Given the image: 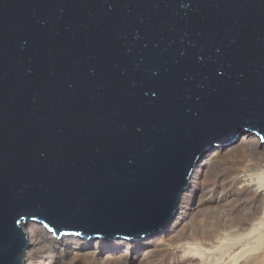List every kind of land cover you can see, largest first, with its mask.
Wrapping results in <instances>:
<instances>
[{"label":"water","instance_id":"1","mask_svg":"<svg viewBox=\"0 0 264 264\" xmlns=\"http://www.w3.org/2000/svg\"><path fill=\"white\" fill-rule=\"evenodd\" d=\"M243 129L264 140V0H0V264L28 222L164 231Z\"/></svg>","mask_w":264,"mask_h":264},{"label":"bare ground","instance_id":"2","mask_svg":"<svg viewBox=\"0 0 264 264\" xmlns=\"http://www.w3.org/2000/svg\"><path fill=\"white\" fill-rule=\"evenodd\" d=\"M257 136L249 129H243L234 142L213 145L202 154L193 168L188 187L181 195L179 209L164 231L138 241L87 240L73 235L55 238L52 233L37 223L28 222L24 227L28 238L24 264H40L35 261L34 256L37 255L42 243L48 244V248L54 251L51 254L59 257V260L49 259L42 264L60 263V258L65 257L80 263L85 261L96 264V262L99 263L98 257L101 254L106 259L105 261L100 260L103 261L100 262L101 264H127V258L134 252V246H144L143 256L149 252L150 247H153L152 244L159 241L165 242L168 237L171 239L168 245L195 237H200L210 247L216 241L221 244V256L226 260L224 264H264V142H260ZM213 164H218L217 173L222 172V175L211 180L214 186L209 189V194L205 195L204 190H200L199 182L203 175L205 176L209 170H212ZM216 190L220 196L216 194ZM198 193L201 198L203 196L200 199L202 205L208 202L209 206L211 202L216 205L215 208H211V211H214L210 212L213 216L210 218L209 215L207 229L204 228L201 231L197 230L195 224L191 228L185 226L186 221L194 218L195 215L199 216L198 213L202 212L198 210L200 204L194 202L199 201ZM199 245L200 247H195L197 246L195 244L190 246L192 247V249L189 248L192 252L191 256L189 254L188 258H185L186 261H182L181 264H201L205 261L203 259L209 254L205 253L208 248L200 243ZM171 248L163 245L161 250L167 254ZM195 254H199L200 259L195 257ZM52 255L51 258H53ZM121 258L126 260L121 262L119 261Z\"/></svg>","mask_w":264,"mask_h":264},{"label":"rangeland","instance_id":"3","mask_svg":"<svg viewBox=\"0 0 264 264\" xmlns=\"http://www.w3.org/2000/svg\"><path fill=\"white\" fill-rule=\"evenodd\" d=\"M254 133V132H253ZM256 133H254V135H255ZM256 136H257V134H256ZM258 137V136H257ZM259 138V137H258ZM237 139V138H236ZM235 140H233V142H234ZM263 142H264V140H263ZM232 143V142H231ZM229 144V143H228ZM216 164H213V166H212V170H209L208 171V173L204 176H202V179H201V182H199V185L201 186L200 187V190H204V192H205V195L206 194H209L208 193V191H209V189L210 188H212L214 185V183H212V179H214L216 176H218V175H222V172L221 173H217L218 171H219V168H218V164L215 166ZM201 173V172H200ZM217 173V174H216ZM202 174V173H201ZM217 191V190H216ZM221 193V192H220ZM217 195L219 194V192L217 191V193H216ZM198 196H197V198H198V200L199 201H197V200H195L194 202H196V203H199L200 205V207L198 208V210L201 212V213H198L199 214V216L197 215H195L194 216V218H192V219H190V220H188V221H186V224H185V226H186V228L188 227H190L191 228V226H193L194 224L197 226L196 228H197V230H204V228L205 229H207V224L209 223V220H210V218H211V216H213V215H211V213H213V211H211L212 209L211 208H215V206L216 205H213V203L211 202V206H209V202L208 203H203V205H202V202L200 201V199H202L203 198V196H202V198H201V195H199V193L197 194ZM204 195V196H205ZM222 195V194H221ZM219 196H220V194H219ZM205 201V200H204ZM205 204V205H204ZM204 206H205V208H204ZM206 207H208V208H206ZM210 209V210H209ZM211 212V213H210ZM209 215H210V218H209ZM203 218V219H202ZM191 220H193V221H191ZM191 221V222H190ZM40 227H42L41 225H40V223H37ZM194 228V227H193ZM196 229H195V231H197ZM197 233H199V232H197ZM65 237H71V235H64ZM149 237V236H148ZM77 238H80V237H77ZM199 238V239H198ZM82 239V238H81ZM168 239H170L169 237L167 238V240H165V242L164 241H159V242H157V243H154V244H152L153 245V247H150L149 248V252L148 253H146L145 255H143L142 256V251H143V249H144V246H141V245H137V246H134L133 248V253H132V255L130 256L129 255V257L127 258L128 259V263L127 264H181V262L183 261V262H185L186 260H185V258L187 259L188 257L187 256H189V254L190 253H192L190 250H189V248H191L192 249V247H190V246H192V245H197V246H195V247H200V245H199V243L200 244H202V245H204V247L205 248H208V250L207 251H205V253L207 252V253H209V254H207L206 255V257H204V259L203 260H205V261H203L202 263L203 264H224V263H226V260H224L223 259V257L221 256V251H220V246H221V244H219V243H216V241H215V243L214 244H212V247H210V246H207L205 243H204V241H203V239H201L200 237H195L194 239H185V240H182V241H178V242H176L175 244H173L174 242H172L170 245H168L170 242H171V239L170 240H168ZM98 241H103V240H98ZM106 241V240H105ZM113 241V240H112ZM123 241V240H122ZM170 241V242H169ZM108 242H111V241H108ZM186 242H188V243H186ZM195 242V243H194ZM203 242V243H202ZM190 243H192V244H190ZM94 245V244H93ZM168 246L169 248H171V245H173L172 246V248L169 250V252L167 253V254H164V252L161 250L162 249V246ZM47 246V247H46ZM194 247V249H196ZM137 248V249H136ZM174 249V250H173ZM177 249V250H176ZM186 249V250H185ZM49 250V251H48ZM115 251H117V250H115ZM177 251V252H176ZM184 251H185V254H184ZM188 251V252H187ZM213 251V252H212ZM51 253H54V251H52L50 248H48V244H45V243H42V245H40V247H39V249H38V251H37V255H35L34 256V258L36 259L35 261L37 262V263H40V264H42V263H45V262H47V261H49V259H52V260H56V259H58L59 260V257H55V256H53ZM49 254H50V256H49ZM172 254V255H171ZM43 255V256H42ZM45 255L47 256V257H45ZM51 255H52V257L53 258H51ZM198 255V256H197ZM66 256V255H65ZM174 256V257H173ZM180 256H182L181 258H180ZM184 256V257H183ZM190 256H191V254H190ZM199 254H195V257H197V258H199ZM204 256H205V254H204ZM208 257V258H207ZM55 258V259H54ZM99 258V259H98ZM97 259L99 260H97L96 259V261H98L99 263H97L96 262V264H101L103 261H105L106 259L105 258H103V255L101 254L99 257H98ZM178 258V259H177ZM180 258V259H179ZM200 259V258H199ZM100 260H103V261H100ZM124 260H126L125 258H121L119 261H121V262H123ZM211 260V261H210ZM41 261V262H40ZM180 261V262H179ZM101 262V263H100ZM176 262V263H175ZM201 263V264H202ZM56 264H93V263H89V262H85V261H82V263H80L79 261L78 262H76L74 259L72 260V259H68V257H65L64 259H61L60 258V263H56ZM95 264V263H94ZM103 264H105V263H103Z\"/></svg>","mask_w":264,"mask_h":264}]
</instances>
